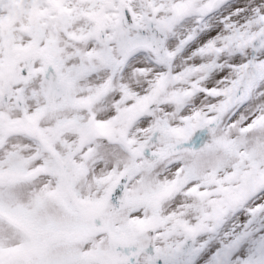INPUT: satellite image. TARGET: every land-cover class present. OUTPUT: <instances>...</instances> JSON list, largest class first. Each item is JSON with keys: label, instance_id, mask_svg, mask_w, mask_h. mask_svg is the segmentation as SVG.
<instances>
[{"label": "snow or ice", "instance_id": "6c2138e0", "mask_svg": "<svg viewBox=\"0 0 264 264\" xmlns=\"http://www.w3.org/2000/svg\"><path fill=\"white\" fill-rule=\"evenodd\" d=\"M0 264H264V0H0Z\"/></svg>", "mask_w": 264, "mask_h": 264}]
</instances>
